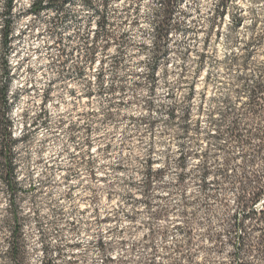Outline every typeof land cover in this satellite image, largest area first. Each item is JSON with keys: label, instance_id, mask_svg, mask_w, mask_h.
Instances as JSON below:
<instances>
[{"label": "clouds", "instance_id": "clouds-1", "mask_svg": "<svg viewBox=\"0 0 264 264\" xmlns=\"http://www.w3.org/2000/svg\"><path fill=\"white\" fill-rule=\"evenodd\" d=\"M0 264H264V0H0Z\"/></svg>", "mask_w": 264, "mask_h": 264}]
</instances>
